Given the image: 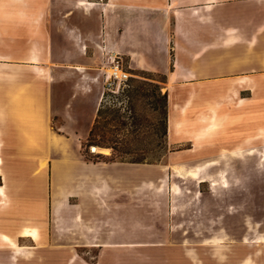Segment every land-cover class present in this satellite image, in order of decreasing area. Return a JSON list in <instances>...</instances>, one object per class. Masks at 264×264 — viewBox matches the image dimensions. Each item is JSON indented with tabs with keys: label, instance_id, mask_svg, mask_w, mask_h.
Returning <instances> with one entry per match:
<instances>
[{
	"label": "crops",
	"instance_id": "1",
	"mask_svg": "<svg viewBox=\"0 0 264 264\" xmlns=\"http://www.w3.org/2000/svg\"><path fill=\"white\" fill-rule=\"evenodd\" d=\"M112 57L167 76L158 163L84 154ZM263 184L264 0H0V264H246Z\"/></svg>",
	"mask_w": 264,
	"mask_h": 264
},
{
	"label": "trees",
	"instance_id": "2",
	"mask_svg": "<svg viewBox=\"0 0 264 264\" xmlns=\"http://www.w3.org/2000/svg\"><path fill=\"white\" fill-rule=\"evenodd\" d=\"M155 75L160 79L153 78ZM166 82V75L144 72L131 77L119 94L106 90L83 148L89 152L93 146L107 148L112 154L107 157L92 152L96 157L92 159L84 151L87 159L106 163L160 162L161 159L150 157L168 148V93L163 90ZM109 97L126 106L108 105Z\"/></svg>",
	"mask_w": 264,
	"mask_h": 264
},
{
	"label": "rangeland",
	"instance_id": "3",
	"mask_svg": "<svg viewBox=\"0 0 264 264\" xmlns=\"http://www.w3.org/2000/svg\"><path fill=\"white\" fill-rule=\"evenodd\" d=\"M123 68L125 71L130 72L132 75H137V76H141V75H143L144 72H146V71L131 72L126 67V64H123ZM153 78L160 79V77L157 75L153 76ZM113 103H115V105L117 107H121V106L125 107L126 106V105H122L117 100H113L112 98L109 97L107 99V104L111 106V105H113ZM84 142H86V141H84ZM167 150H168V148H167ZM167 150L166 149H160L159 151L155 152L150 158L153 160L154 159H161L162 160L164 157V154L166 153ZM83 151L86 152L88 157H90L92 159L96 158L95 155L91 154L92 153L91 148H90V152H89L88 148H83ZM111 154H112V150L110 151V154L105 155V156L110 157ZM262 193H263L262 200L257 201L255 206L252 203L251 207H249V209L247 210V212L249 214H252L255 216V217H253L254 218L253 220H256V221H259L262 218V216H264V184L262 186ZM248 228H252L251 224L248 225ZM262 228L264 229V225L262 226ZM257 249L258 248L254 247V246H250L248 244L246 245L245 255L247 258H249V260L247 261L246 264H261V260L264 261V248L261 249V253L255 254ZM230 254H231V251H230ZM180 255L181 254H179V250L172 249V248L161 249V250H150L149 263L150 264H164V259L169 257V258H171V262L165 261V264H176V263H179L181 261ZM202 256H205V255L202 254ZM225 264H229V262H226Z\"/></svg>",
	"mask_w": 264,
	"mask_h": 264
},
{
	"label": "built area",
	"instance_id": "4",
	"mask_svg": "<svg viewBox=\"0 0 264 264\" xmlns=\"http://www.w3.org/2000/svg\"><path fill=\"white\" fill-rule=\"evenodd\" d=\"M133 76L130 72L124 70L121 60L112 57L104 73L105 91L108 90L113 94H119L122 87Z\"/></svg>",
	"mask_w": 264,
	"mask_h": 264
},
{
	"label": "bare ground",
	"instance_id": "5",
	"mask_svg": "<svg viewBox=\"0 0 264 264\" xmlns=\"http://www.w3.org/2000/svg\"><path fill=\"white\" fill-rule=\"evenodd\" d=\"M94 152H98V153H106L107 150H106V149H103V148H100V149H96V148H95Z\"/></svg>",
	"mask_w": 264,
	"mask_h": 264
},
{
	"label": "water",
	"instance_id": "6",
	"mask_svg": "<svg viewBox=\"0 0 264 264\" xmlns=\"http://www.w3.org/2000/svg\"><path fill=\"white\" fill-rule=\"evenodd\" d=\"M95 148H96V149H99V147H95V146H93V147H91L92 152H94Z\"/></svg>",
	"mask_w": 264,
	"mask_h": 264
}]
</instances>
